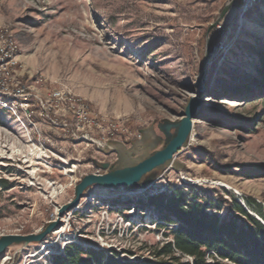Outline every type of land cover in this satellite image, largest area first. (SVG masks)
Listing matches in <instances>:
<instances>
[{
    "label": "rangeland",
    "instance_id": "374dc122",
    "mask_svg": "<svg viewBox=\"0 0 264 264\" xmlns=\"http://www.w3.org/2000/svg\"><path fill=\"white\" fill-rule=\"evenodd\" d=\"M231 1L0 0V46L15 47L0 71V238L43 232L85 176L162 150L159 127L198 103L187 142L142 179L146 192L90 188L60 229L9 247L0 264H50L69 244L148 258L175 226L159 228L147 198L174 190L222 203L209 210L221 218L236 200L264 226V88L253 84L264 3L240 17L235 0L212 27ZM32 146L43 153L34 168Z\"/></svg>",
    "mask_w": 264,
    "mask_h": 264
},
{
    "label": "trees",
    "instance_id": "16d2710c",
    "mask_svg": "<svg viewBox=\"0 0 264 264\" xmlns=\"http://www.w3.org/2000/svg\"><path fill=\"white\" fill-rule=\"evenodd\" d=\"M257 58L253 84L264 88V50L257 53ZM2 184L0 181V187H4ZM222 202L228 207L224 218L209 213L210 209L221 211L222 203H201L197 195L188 197L181 190H174L171 196L148 197L146 203L158 213L159 228L175 226L166 229L170 241L153 249L150 257L129 260L113 250L69 244L51 258L50 264H183L184 257L190 258L191 264H264V226L236 200ZM246 204L263 219L253 201L246 199Z\"/></svg>",
    "mask_w": 264,
    "mask_h": 264
},
{
    "label": "water",
    "instance_id": "95a60500",
    "mask_svg": "<svg viewBox=\"0 0 264 264\" xmlns=\"http://www.w3.org/2000/svg\"><path fill=\"white\" fill-rule=\"evenodd\" d=\"M233 2H235V0H232L231 3L226 5L220 17L212 27L216 26L223 19V16L227 13V11H229ZM197 105V101L193 99L186 107L185 113L178 123L166 124L165 126H162V129L160 128L165 136V147L162 150L154 153L135 166L109 171L103 175L91 174L85 176L75 186L73 201L58 210L54 220L46 226L43 232L27 236H2L0 238V257L11 246L21 244H23V246H27L29 244L42 243L49 234L60 229L63 216L78 206L80 199L90 188L98 187L112 191L122 188L139 187L138 189L141 192H146L147 187L146 184L141 183L142 179L157 168L170 162L187 142L191 133L192 120L195 117ZM171 130H174V134H171ZM97 167L101 170L105 169L104 165L98 164Z\"/></svg>",
    "mask_w": 264,
    "mask_h": 264
},
{
    "label": "built area",
    "instance_id": "2783aa9c",
    "mask_svg": "<svg viewBox=\"0 0 264 264\" xmlns=\"http://www.w3.org/2000/svg\"><path fill=\"white\" fill-rule=\"evenodd\" d=\"M238 2H239L238 13L240 14V17H242L250 10L263 4L264 0H238ZM14 50L15 47H13L12 45H8L6 47L0 46V71H2L4 67L8 66L9 64L8 59L11 58Z\"/></svg>",
    "mask_w": 264,
    "mask_h": 264
},
{
    "label": "bare ground",
    "instance_id": "6f19581e",
    "mask_svg": "<svg viewBox=\"0 0 264 264\" xmlns=\"http://www.w3.org/2000/svg\"><path fill=\"white\" fill-rule=\"evenodd\" d=\"M29 154L27 156L24 157V159H26V163L29 164V167L30 168H34L37 166V162L38 161H41L43 159V156H42V151L36 149L34 146H32L30 148V151H28ZM17 155V153H16ZM33 156H35V158H33ZM34 178L37 176L35 172H31L30 173ZM198 182V181H197ZM223 185V184H222ZM228 188V187H227ZM55 218V217H54ZM63 222V221H62Z\"/></svg>",
    "mask_w": 264,
    "mask_h": 264
},
{
    "label": "flooded vegetation",
    "instance_id": "af4514ba",
    "mask_svg": "<svg viewBox=\"0 0 264 264\" xmlns=\"http://www.w3.org/2000/svg\"><path fill=\"white\" fill-rule=\"evenodd\" d=\"M160 128L162 129V126L159 127V130H160Z\"/></svg>",
    "mask_w": 264,
    "mask_h": 264
}]
</instances>
